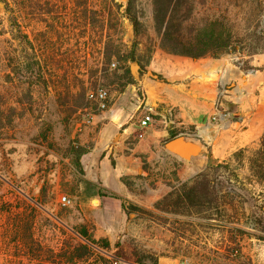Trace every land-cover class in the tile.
Masks as SVG:
<instances>
[{
  "label": "rangeland",
  "instance_id": "374dc122",
  "mask_svg": "<svg viewBox=\"0 0 264 264\" xmlns=\"http://www.w3.org/2000/svg\"><path fill=\"white\" fill-rule=\"evenodd\" d=\"M7 1L9 10L0 0V264H39L29 248L21 247L25 226L34 249L40 244L45 253L50 249L55 253L57 260L46 264H100L101 256L129 264H264V183L251 184L247 168L235 160L230 168L239 177L231 174L229 180L230 171L221 169L216 181L222 193L234 186L241 196L232 205L222 196L223 205L215 211L173 214L152 209L166 195L161 183L182 184L179 171L190 163L175 159L147 161L145 179L124 177L131 190L127 196L110 200L112 204L103 197H88L84 179L90 180L85 167L91 166V160L85 158L83 164L87 153L83 155L86 175L82 177L71 164L69 151L75 144L88 152L92 148V134L86 142L83 135L85 128L90 131L98 126L95 115L131 102L135 114H143L144 90L138 79L147 78L150 69L141 77L138 66L130 64L135 83L125 88L112 75L117 68L115 59L108 79L95 74L103 59L98 29H86L82 15L73 13L75 7L82 10L85 0ZM87 1L94 11H100L106 0ZM190 1L197 5L199 0ZM136 4L143 24L140 55L146 64L151 51L160 48L154 3L136 0ZM199 10L197 7L195 13ZM13 16L28 36L27 42L13 39ZM110 34L128 46L134 38L126 19L121 20L119 32L112 29ZM25 64L45 73L48 88L35 78L14 75V69ZM99 89L109 95L105 111L89 97ZM48 129L45 140L42 133ZM208 152L204 149L203 161H208ZM174 167L179 182L172 174ZM191 175L184 179H192ZM63 196L70 198L69 205L62 203ZM120 202L136 208L120 210L115 206ZM83 228L96 244L78 233ZM79 244L89 246L87 259L74 263L60 260V255H70Z\"/></svg>",
  "mask_w": 264,
  "mask_h": 264
},
{
  "label": "crops",
  "instance_id": "0c3cea01",
  "mask_svg": "<svg viewBox=\"0 0 264 264\" xmlns=\"http://www.w3.org/2000/svg\"><path fill=\"white\" fill-rule=\"evenodd\" d=\"M149 69V76L138 81L144 90L143 114L152 110V124L140 126L143 114L136 115L131 102L95 115L94 124L98 126L90 131L85 128V142L90 133L93 140L83 158V164L85 158L91 160V166L85 167L91 181L124 197L129 194L124 177L148 176L143 170V157L148 162L175 159L190 163L178 174L184 183V177L192 174L193 178L202 172L209 159L221 162L240 149L259 148L264 134V54L231 53L195 61L157 48ZM215 109L228 112L229 118L212 121ZM173 132L199 143L202 153L189 161L166 156L162 146ZM204 149L209 151L208 161L202 159ZM160 187L165 194L171 191L162 183ZM113 199L102 198L108 204ZM115 206L122 210L121 202Z\"/></svg>",
  "mask_w": 264,
  "mask_h": 264
},
{
  "label": "trees",
  "instance_id": "16d2710c",
  "mask_svg": "<svg viewBox=\"0 0 264 264\" xmlns=\"http://www.w3.org/2000/svg\"><path fill=\"white\" fill-rule=\"evenodd\" d=\"M7 10L10 5L4 0ZM78 2V0H76ZM85 3L74 8V14L82 15L84 27L86 29L97 28L100 41L102 43V62L96 65L95 74L100 73L102 78H109V68L113 59L117 62V68L112 75L122 82V88L135 83L130 64L134 63L139 68L141 77L146 75L153 51L147 57V63L140 55V37L143 34V24L140 21L136 0H127L126 4L111 0L105 4L100 11H94L93 7ZM154 3V25L159 39V47L176 56L188 57L193 60H200L206 57L220 58L226 54L239 53L244 56H253L264 53V0H199L197 5L190 0H153ZM79 6V4L77 3ZM197 7L199 12L195 13ZM11 11V9H10ZM80 19V20H81ZM126 19L133 27L134 38L130 46L118 43L110 34V30L119 32L121 20ZM11 33L13 39L19 43L27 42L28 36L21 31L16 17H11ZM29 42V41H28ZM93 69V68H91ZM93 71V70H92ZM122 71V73H119ZM14 75L19 77L28 76L43 82L48 88L47 78L41 70L36 71L33 64H25L23 68H15ZM52 76V75H50ZM12 77L11 74L9 78ZM34 84V81H33ZM28 95L30 91H28ZM1 111V110H0ZM2 114H0V124H2ZM11 122V118L9 119ZM50 129L43 131L42 137L46 140ZM173 132L171 138L178 135ZM88 152L87 149L75 144L69 151V160L78 174L85 177V171L81 159ZM237 161L242 168H247L248 178L251 184L264 183V134L257 149L243 148L231 155L228 161L214 162L210 160L207 167L194 178L180 185L169 183L171 187L161 200L155 203L153 210L173 214H191L193 211L203 213L206 211L218 210L223 203L220 198H227V205H232L241 196L240 193L232 189L223 192L221 185L217 183V173L221 169L230 171L227 176L230 180L231 174L238 178V173L231 171L230 163ZM143 170L149 171L146 158H142ZM173 176L179 182L177 168L174 167ZM139 178H144L139 176ZM129 190L130 184L127 178L122 179ZM84 183L89 188V198L112 197L118 195L103 187L100 182H93L84 179ZM225 194V195H224ZM136 208L134 205L122 203L123 211L128 208ZM27 226L23 228L21 234L22 248H29L34 255V261L39 264L55 262L57 258L53 250L48 253L43 251L42 245L34 249V241L28 232ZM78 233L92 244L96 242L91 239L88 231L83 228ZM108 245V244H106ZM89 246L79 244L67 255H60L62 261L74 263L80 259L89 257ZM100 264H116V260L100 257Z\"/></svg>",
  "mask_w": 264,
  "mask_h": 264
},
{
  "label": "water",
  "instance_id": "95a60500",
  "mask_svg": "<svg viewBox=\"0 0 264 264\" xmlns=\"http://www.w3.org/2000/svg\"><path fill=\"white\" fill-rule=\"evenodd\" d=\"M161 151L166 156L189 161L202 153V147L196 141L186 136L178 135L164 143Z\"/></svg>",
  "mask_w": 264,
  "mask_h": 264
},
{
  "label": "built area",
  "instance_id": "2783aa9c",
  "mask_svg": "<svg viewBox=\"0 0 264 264\" xmlns=\"http://www.w3.org/2000/svg\"><path fill=\"white\" fill-rule=\"evenodd\" d=\"M108 92L105 89H99L97 92H91L89 93V97L93 100H96L99 103V107L102 111H105L107 109L106 101L108 99ZM229 118L228 112L221 111L220 109H215L214 113L211 116L212 121H220V120H226ZM154 122V115L152 110L148 109L143 114V117L140 120V126L141 127H148L150 124ZM61 201L64 205H69L71 203V200L68 196H63L61 198ZM116 264H129L123 261H117ZM137 264V263H133Z\"/></svg>",
  "mask_w": 264,
  "mask_h": 264
}]
</instances>
